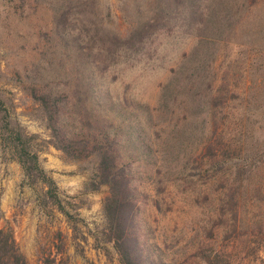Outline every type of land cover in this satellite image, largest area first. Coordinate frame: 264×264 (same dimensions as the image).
Masks as SVG:
<instances>
[{"label":"rangeland","instance_id":"374dc122","mask_svg":"<svg viewBox=\"0 0 264 264\" xmlns=\"http://www.w3.org/2000/svg\"><path fill=\"white\" fill-rule=\"evenodd\" d=\"M33 89L65 95L67 132L88 122L121 130L152 256L199 264L193 248L210 208L194 204L175 179L196 182L187 163L197 143L214 130L225 136L231 120L252 130L242 141L264 160V0H0V229L26 264H117L103 236L107 188L95 189L98 158L71 159L55 146ZM166 98L179 104H170L171 122ZM4 115L30 140L59 206L43 183H28L5 146ZM258 180L264 198V175ZM250 203L249 216L264 214V200ZM240 259L264 264V249Z\"/></svg>","mask_w":264,"mask_h":264},{"label":"trees","instance_id":"16d2710c","mask_svg":"<svg viewBox=\"0 0 264 264\" xmlns=\"http://www.w3.org/2000/svg\"><path fill=\"white\" fill-rule=\"evenodd\" d=\"M33 92V97L44 110L55 146L71 159L82 160L92 155L98 158L95 189L102 186L107 188L103 201L106 224L103 236L105 242L112 245L117 264H160L152 256L140 228V194L133 175V161L125 159L120 152L121 130L113 133L111 123L105 126L88 122L82 128L85 132H67L60 123L61 102L65 95L52 96L36 89ZM216 103L213 100L212 106L216 107ZM170 104L173 107L179 104L176 105L174 99L172 102L165 99L162 107L170 111L171 122L175 112ZM1 112H5V109L0 102ZM5 117L2 116L5 146L12 151L28 183H43L47 186L48 198L59 206L54 182L40 167L37 155L30 150V140L20 130L10 127ZM216 132L213 131V138L199 140L195 147V154L198 151L196 160L187 163H193L192 169L198 171L195 174L196 182L189 174L175 180L182 182L178 186H183L182 193L193 196L194 204L200 207L208 205L210 208L207 220L202 221L209 228L201 227L199 242L193 248L199 264H242L240 255L243 252L258 254L264 249V214L256 217L248 215L253 206L251 201L264 200L263 196L259 197L263 195L262 181L254 183L256 177L264 175V160L263 155L256 158L257 153L253 157L252 142L246 144L242 141L243 138L252 139V130L247 126L231 120L225 126V136L215 137ZM241 156L249 158L251 162L233 167L227 165ZM175 180L167 179V182L173 187ZM165 190L166 187L162 192ZM199 194L203 196L199 198ZM172 206L168 209L171 210ZM0 264H26L12 236L1 229Z\"/></svg>","mask_w":264,"mask_h":264}]
</instances>
